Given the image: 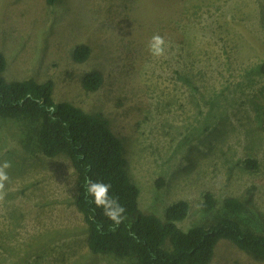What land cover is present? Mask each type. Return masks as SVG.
<instances>
[{"label":"rangeland","instance_id":"1","mask_svg":"<svg viewBox=\"0 0 264 264\" xmlns=\"http://www.w3.org/2000/svg\"><path fill=\"white\" fill-rule=\"evenodd\" d=\"M155 34L162 57L148 48ZM79 44L91 49L84 61L73 57ZM0 52L6 79H51L55 102L109 121L145 213L165 219L186 200L187 230L236 197L245 209L230 216L264 233V0H0ZM94 70L103 82L87 90ZM34 125L0 115V163H12L0 264H138L89 249L76 171L66 154L42 152ZM209 264L264 259L221 239Z\"/></svg>","mask_w":264,"mask_h":264},{"label":"trees","instance_id":"2","mask_svg":"<svg viewBox=\"0 0 264 264\" xmlns=\"http://www.w3.org/2000/svg\"><path fill=\"white\" fill-rule=\"evenodd\" d=\"M90 50L87 44H79L73 57L84 61ZM6 66L7 59L0 52V115L31 120L46 156L66 154L70 158L78 179L76 206L88 225L92 252L135 258L138 264H209L219 240L228 239L254 258L264 259V233L243 226L238 218L230 216L245 209L236 197L225 198V215L209 225H195L187 230L178 224L188 214L186 200L169 204L165 219L145 213L139 206V187L127 168L124 145L109 121L100 113L86 112L69 101L55 102L51 79H6ZM82 82L85 89L93 91L102 84L103 75L94 70L84 74ZM89 181L111 185L109 195L125 208L119 225L105 216L88 195ZM214 203L207 193L204 208L211 209Z\"/></svg>","mask_w":264,"mask_h":264},{"label":"clouds","instance_id":"3","mask_svg":"<svg viewBox=\"0 0 264 264\" xmlns=\"http://www.w3.org/2000/svg\"><path fill=\"white\" fill-rule=\"evenodd\" d=\"M148 48L152 56H164L166 51L164 38L159 34L153 35L148 44ZM11 167L12 163L9 160H4L0 163V200H3L6 195V184L10 181L7 170ZM110 187V184L89 181L87 184V192L93 198L95 205L103 209L104 215L116 225H119L124 219L123 213L125 212V208L120 205L118 199L109 195Z\"/></svg>","mask_w":264,"mask_h":264}]
</instances>
